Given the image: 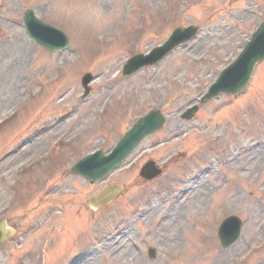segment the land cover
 <instances>
[{
	"label": "rangeland",
	"instance_id": "rangeland-1",
	"mask_svg": "<svg viewBox=\"0 0 264 264\" xmlns=\"http://www.w3.org/2000/svg\"><path fill=\"white\" fill-rule=\"evenodd\" d=\"M25 8L70 47H38ZM263 19L264 0H0V218L17 231L0 264H264V61L242 93L198 102ZM190 24L192 41L121 75L126 57ZM85 72L94 79L81 99ZM192 105L195 117L180 118ZM154 107L163 126L107 178L124 192L89 210L103 183L69 167ZM148 159L162 169L150 181L138 175ZM233 213L241 237L222 249L217 227Z\"/></svg>",
	"mask_w": 264,
	"mask_h": 264
},
{
	"label": "water",
	"instance_id": "water-1",
	"mask_svg": "<svg viewBox=\"0 0 264 264\" xmlns=\"http://www.w3.org/2000/svg\"><path fill=\"white\" fill-rule=\"evenodd\" d=\"M26 18L29 20V22L31 21L29 31L37 40V42L49 48H56L59 46L58 43L56 44L55 40L59 41L61 38L60 36H63L60 31L45 24H38L37 20L29 12L26 14ZM183 29L184 28L174 31L173 35L165 43V45L157 49L152 56L157 55L161 51V48H166L179 39H185V36H181L186 33L184 32L185 29ZM191 29H193V27H191ZM262 57H264V22L254 33L251 41L245 45L244 50L239 54L237 59L221 73L218 81L213 84L211 93H209L207 97L216 94L219 91L238 92L249 78L254 64ZM148 58L149 57L138 56L132 61H140L142 59L146 60ZM162 122L163 118L157 110L152 111L147 116L139 120L121 140L125 142L119 144V146L115 149V153L111 158L113 160L110 159L109 163H112L115 159L120 158V154L125 151V148L122 147L125 146L126 142L130 141V143H132V141H137L144 135L159 128ZM109 163H106L104 166L100 165L98 168H96L93 167L92 163L88 162L87 164H84L80 167H78L79 165L75 166L74 172L84 174L88 176L91 181H93L95 179L94 177L102 176L104 172L108 170ZM89 168H92L94 170L93 172H96V174L90 175L88 172H86V170ZM119 190V187L109 186L96 197L89 200V203L92 206L98 207L100 204H103L115 197ZM9 235L10 231L5 229L4 224L0 222V241Z\"/></svg>",
	"mask_w": 264,
	"mask_h": 264
},
{
	"label": "bare ground",
	"instance_id": "bare-ground-1",
	"mask_svg": "<svg viewBox=\"0 0 264 264\" xmlns=\"http://www.w3.org/2000/svg\"><path fill=\"white\" fill-rule=\"evenodd\" d=\"M166 57H167V56H166ZM166 57H165V58H166ZM155 67H156V66H155Z\"/></svg>",
	"mask_w": 264,
	"mask_h": 264
}]
</instances>
